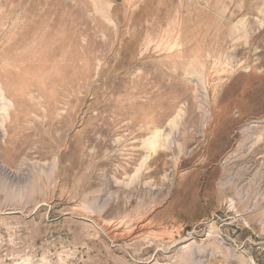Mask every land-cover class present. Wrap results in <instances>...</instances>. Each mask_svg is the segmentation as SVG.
I'll use <instances>...</instances> for the list:
<instances>
[{
  "label": "rangeland",
  "instance_id": "1",
  "mask_svg": "<svg viewBox=\"0 0 264 264\" xmlns=\"http://www.w3.org/2000/svg\"><path fill=\"white\" fill-rule=\"evenodd\" d=\"M0 264H264V0H0Z\"/></svg>",
  "mask_w": 264,
  "mask_h": 264
},
{
  "label": "bare ground",
  "instance_id": "2",
  "mask_svg": "<svg viewBox=\"0 0 264 264\" xmlns=\"http://www.w3.org/2000/svg\"><path fill=\"white\" fill-rule=\"evenodd\" d=\"M156 138V137H155ZM157 147V146H156Z\"/></svg>",
  "mask_w": 264,
  "mask_h": 264
}]
</instances>
